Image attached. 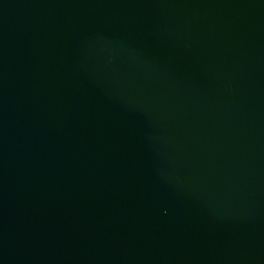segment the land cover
Returning a JSON list of instances; mask_svg holds the SVG:
<instances>
[{"label":"water","instance_id":"obj_1","mask_svg":"<svg viewBox=\"0 0 264 264\" xmlns=\"http://www.w3.org/2000/svg\"><path fill=\"white\" fill-rule=\"evenodd\" d=\"M0 264H264V0H0Z\"/></svg>","mask_w":264,"mask_h":264}]
</instances>
